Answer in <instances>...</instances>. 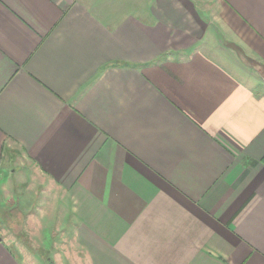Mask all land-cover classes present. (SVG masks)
<instances>
[{"label": "crops", "instance_id": "1", "mask_svg": "<svg viewBox=\"0 0 264 264\" xmlns=\"http://www.w3.org/2000/svg\"><path fill=\"white\" fill-rule=\"evenodd\" d=\"M21 157L71 264H264V0H0V177ZM0 264H40L0 234Z\"/></svg>", "mask_w": 264, "mask_h": 264}, {"label": "rangeland", "instance_id": "2", "mask_svg": "<svg viewBox=\"0 0 264 264\" xmlns=\"http://www.w3.org/2000/svg\"><path fill=\"white\" fill-rule=\"evenodd\" d=\"M0 177V234L11 247L40 264L75 263L71 223L47 180L21 157Z\"/></svg>", "mask_w": 264, "mask_h": 264}, {"label": "trees", "instance_id": "3", "mask_svg": "<svg viewBox=\"0 0 264 264\" xmlns=\"http://www.w3.org/2000/svg\"><path fill=\"white\" fill-rule=\"evenodd\" d=\"M263 161H264V159H263Z\"/></svg>", "mask_w": 264, "mask_h": 264}]
</instances>
